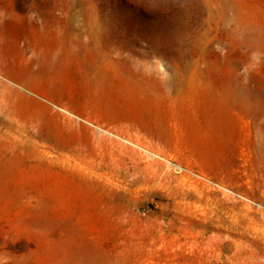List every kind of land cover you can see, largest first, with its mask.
Returning <instances> with one entry per match:
<instances>
[{
    "label": "rangeland",
    "instance_id": "obj_1",
    "mask_svg": "<svg viewBox=\"0 0 264 264\" xmlns=\"http://www.w3.org/2000/svg\"><path fill=\"white\" fill-rule=\"evenodd\" d=\"M0 264H264V0H0Z\"/></svg>",
    "mask_w": 264,
    "mask_h": 264
},
{
    "label": "bare ground",
    "instance_id": "obj_2",
    "mask_svg": "<svg viewBox=\"0 0 264 264\" xmlns=\"http://www.w3.org/2000/svg\"><path fill=\"white\" fill-rule=\"evenodd\" d=\"M119 138V137H118ZM157 155V154H156Z\"/></svg>",
    "mask_w": 264,
    "mask_h": 264
}]
</instances>
